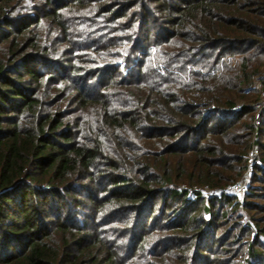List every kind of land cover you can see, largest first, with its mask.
<instances>
[{
    "label": "trees",
    "instance_id": "trees-1",
    "mask_svg": "<svg viewBox=\"0 0 264 264\" xmlns=\"http://www.w3.org/2000/svg\"><path fill=\"white\" fill-rule=\"evenodd\" d=\"M261 68L264 0H0V264H264Z\"/></svg>",
    "mask_w": 264,
    "mask_h": 264
},
{
    "label": "rangeland",
    "instance_id": "rangeland-1",
    "mask_svg": "<svg viewBox=\"0 0 264 264\" xmlns=\"http://www.w3.org/2000/svg\"><path fill=\"white\" fill-rule=\"evenodd\" d=\"M261 72H263V74L261 75V78H256L253 81V84H252L251 88H249L247 91L249 92L250 90H256L258 93H260L259 97L261 98V100H260L259 103H261V105H263L264 104V89H263L264 87H263L262 83L264 82V68H261ZM197 95L198 94H195L194 97H196ZM195 100H196V98H195ZM196 101L199 102L200 100L198 99ZM200 102L202 104L208 103L209 104V108H214L212 100L207 101L206 99L202 98V100ZM239 104H241V102H239ZM256 155H257V152L255 151L254 157L253 156L249 157V159L253 160V163L256 162V160H255L256 159ZM249 159H248V161H249ZM248 165H249V162H248ZM253 166L250 169L251 174H252V171H253ZM250 175L248 176V180H250ZM240 196H242V195H240ZM243 196H244V194H243Z\"/></svg>",
    "mask_w": 264,
    "mask_h": 264
},
{
    "label": "built area",
    "instance_id": "built-area-1",
    "mask_svg": "<svg viewBox=\"0 0 264 264\" xmlns=\"http://www.w3.org/2000/svg\"><path fill=\"white\" fill-rule=\"evenodd\" d=\"M254 153L255 152H252L250 154V156H253L254 157ZM255 163H253V160L252 159H249V167H248V171H247V174L245 175V178L242 180V182L240 184H238L234 190L239 193L240 195H243L244 192H245V187H246V180L248 179V176L249 174L251 173L250 172V169L252 168V166L254 165Z\"/></svg>",
    "mask_w": 264,
    "mask_h": 264
}]
</instances>
